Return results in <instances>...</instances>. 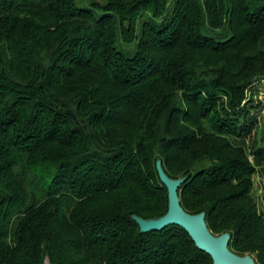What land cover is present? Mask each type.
<instances>
[{
	"label": "trees",
	"instance_id": "16d2710c",
	"mask_svg": "<svg viewBox=\"0 0 264 264\" xmlns=\"http://www.w3.org/2000/svg\"><path fill=\"white\" fill-rule=\"evenodd\" d=\"M77 3L0 0V264H212L180 226L132 219L167 210L157 159L264 264L254 142L229 118L264 74V0Z\"/></svg>",
	"mask_w": 264,
	"mask_h": 264
},
{
	"label": "water",
	"instance_id": "95a60500",
	"mask_svg": "<svg viewBox=\"0 0 264 264\" xmlns=\"http://www.w3.org/2000/svg\"><path fill=\"white\" fill-rule=\"evenodd\" d=\"M66 113L76 119L70 108L66 109ZM155 167L161 183L167 190V210L163 215L152 218H142L133 214L132 219L138 225L140 233L160 231L170 225H177L187 232L199 250L211 257L212 264H257L251 254L239 255L229 248L231 235L228 231L220 234L211 232L206 222L205 211L190 213L182 207L178 190L189 175L169 177L160 159L156 160Z\"/></svg>",
	"mask_w": 264,
	"mask_h": 264
},
{
	"label": "rangeland",
	"instance_id": "374dc122",
	"mask_svg": "<svg viewBox=\"0 0 264 264\" xmlns=\"http://www.w3.org/2000/svg\"><path fill=\"white\" fill-rule=\"evenodd\" d=\"M89 1L78 0L77 4L87 6ZM99 1L101 2V0ZM120 47L123 51H131L134 45L122 43ZM227 52L229 53V50ZM225 56L227 54H223L224 58ZM244 93L245 99L241 102V106L237 108L234 114H230L229 118L238 121L235 124L237 129H247V127H250V130L245 132L247 134L246 141L248 144L250 145L254 142V146L252 147L254 148L252 149L253 154L248 155V160L252 165V170L249 175L251 178L250 197L256 203L257 212L263 218L262 220L264 222V74H257L253 77L251 83L244 89ZM255 150H263L261 158L259 155L258 157H254ZM255 158H258V160ZM262 259L264 260V254ZM45 264L48 263L45 261ZM258 264L261 263L258 262Z\"/></svg>",
	"mask_w": 264,
	"mask_h": 264
}]
</instances>
